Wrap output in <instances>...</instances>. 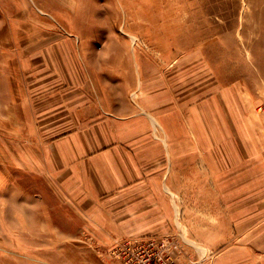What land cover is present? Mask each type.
I'll list each match as a JSON object with an SVG mask.
<instances>
[{
    "label": "rangeland",
    "instance_id": "rangeland-1",
    "mask_svg": "<svg viewBox=\"0 0 264 264\" xmlns=\"http://www.w3.org/2000/svg\"><path fill=\"white\" fill-rule=\"evenodd\" d=\"M64 39L74 41L87 75L95 72L93 85L112 93L113 111L124 97L137 108L132 93L145 87L163 113L186 103L194 140L214 151L207 184L195 174L194 188L175 195L178 218H192L194 234L111 238L64 198L47 146L65 127L40 108L57 90ZM48 57L52 83L38 78L51 73ZM172 125L163 128L179 129ZM222 215L252 217L251 231L264 229V0H0V264H122L130 245L165 237L173 242L165 254L180 264H228L227 255L231 264H264L260 234H198ZM245 246L256 253H230Z\"/></svg>",
    "mask_w": 264,
    "mask_h": 264
},
{
    "label": "crops",
    "instance_id": "crops-1",
    "mask_svg": "<svg viewBox=\"0 0 264 264\" xmlns=\"http://www.w3.org/2000/svg\"><path fill=\"white\" fill-rule=\"evenodd\" d=\"M74 45L72 39L61 40L56 65L59 84L55 91L48 89V100L40 106L42 110L55 111L60 119L58 125L65 127L47 146L48 172L53 181L64 191L69 204L80 207L78 213L93 217L91 220L99 222L111 238L176 230L194 234L193 219L187 217L182 222L178 218L175 195L179 190L194 188L195 174L201 175L198 186L207 184L204 181H209L208 174L213 169L209 160L214 151L201 149V141L194 140L193 122L187 119L185 101L182 110L169 107L163 113L161 106L150 102L157 98L156 92L146 94L144 86L142 94L135 90L132 93L137 108L124 97L122 109L113 111L107 101L112 93L93 85L97 76L94 71L92 75L84 71L80 55H73ZM44 63L51 73L38 78L52 83V57ZM125 63L128 67L129 61ZM40 83L43 82L37 84ZM54 93L56 101L50 97ZM223 105L225 115L226 104ZM167 123L179 129L172 132L167 126L164 130ZM206 137L209 139L210 134L206 133ZM163 190H168L170 196ZM220 204L223 202L218 200L214 205ZM150 206L157 210L151 211ZM217 218V225L198 234L210 238H254L259 234L264 237V229L251 231L255 222L252 217H244V221L241 215ZM106 222H111V228H106ZM244 222L248 224L242 229ZM182 223L184 228H180ZM230 253L246 255L256 250L245 246ZM223 258L228 264L234 262L233 255Z\"/></svg>",
    "mask_w": 264,
    "mask_h": 264
},
{
    "label": "built area",
    "instance_id": "built-area-1",
    "mask_svg": "<svg viewBox=\"0 0 264 264\" xmlns=\"http://www.w3.org/2000/svg\"><path fill=\"white\" fill-rule=\"evenodd\" d=\"M136 244L135 242L134 245L129 246L130 248L127 247V259L123 260L122 264H180L165 254L168 250L171 252L173 248L170 237L158 241L148 239Z\"/></svg>",
    "mask_w": 264,
    "mask_h": 264
},
{
    "label": "bare ground",
    "instance_id": "bare-ground-1",
    "mask_svg": "<svg viewBox=\"0 0 264 264\" xmlns=\"http://www.w3.org/2000/svg\"><path fill=\"white\" fill-rule=\"evenodd\" d=\"M10 234H12V233H10ZM29 261V260H28Z\"/></svg>",
    "mask_w": 264,
    "mask_h": 264
}]
</instances>
